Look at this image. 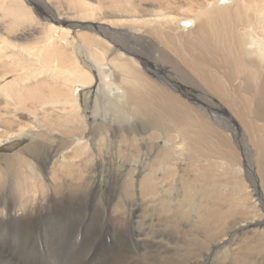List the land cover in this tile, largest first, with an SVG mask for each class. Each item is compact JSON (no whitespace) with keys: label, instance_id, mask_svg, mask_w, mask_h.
<instances>
[{"label":"bare ground","instance_id":"obj_1","mask_svg":"<svg viewBox=\"0 0 264 264\" xmlns=\"http://www.w3.org/2000/svg\"><path fill=\"white\" fill-rule=\"evenodd\" d=\"M79 1L72 3L90 15L76 21L94 17L101 35L81 33L77 44L70 28L53 22L10 38L15 27L36 18L21 0L0 7L2 16L18 19L0 30V81H6L0 85V133L16 138L13 155L0 156V264H264V0ZM108 5L118 12L96 19L93 13ZM46 8L50 20L62 18L53 6ZM158 21L195 25L193 36L172 51L211 89L200 90L202 96L221 101L256 138L258 168L248 170L254 175L243 190L234 191L230 172L222 170L234 165L233 152L208 139L218 132L200 114L153 89L136 62L107 57L103 42L120 44L116 23L143 28ZM158 33L175 41L166 28ZM157 52L178 76L169 81L189 88L188 69L170 52ZM107 65L120 75L106 78ZM98 82L122 93L129 106L119 119L113 113L118 126L94 119L98 111L78 118L79 99L89 103L91 92V102L99 104L92 90ZM41 111L44 122L32 120V129L20 121L26 112L36 118ZM139 119L143 129L136 127ZM44 130L53 141L31 137H46ZM107 131L127 135L129 147L119 142L103 153ZM46 143L48 156L37 157ZM66 149L79 155L58 156ZM103 172L107 188L98 180Z\"/></svg>","mask_w":264,"mask_h":264},{"label":"rangeland","instance_id":"obj_2","mask_svg":"<svg viewBox=\"0 0 264 264\" xmlns=\"http://www.w3.org/2000/svg\"><path fill=\"white\" fill-rule=\"evenodd\" d=\"M21 1H22L23 5L25 7L27 6V8L30 10V12L35 16L36 21L41 22V23L46 22V24L49 22H53L56 25H62L64 27L70 28L71 29V37H69V38H70L71 42H73V43L76 42L75 44H77L78 42L79 43L83 42V41H80V38H79L81 33H85V34L89 35L90 37H94V34H96L97 36L101 35V34H99L100 32L96 27L99 25V23H98L99 21L98 20L96 21L95 19H93L94 17L90 18L91 20L90 19H88V20L83 19V20H85V22L76 21V19L81 20V18H84L83 16H88L90 14L85 11V8H83L82 7L83 5H81L80 3L78 4L75 2L73 4L72 3L73 0H42V1H39V0H21ZM43 1L45 3H43ZM88 1H94L95 2L97 0H88ZM141 1L142 0H136V2H141ZM9 3H10V0H0L1 9H7L6 6ZM141 3L147 5L150 2L147 0H143ZM44 4H46V5H44ZM103 4H106V1H103ZM48 6H51V7L53 6V9L55 11H57L58 14L60 13L62 18H59V19L55 18V20H50V16L48 15L50 13H49V11L46 10L47 9L46 7H48ZM130 6H131V4H128L127 8H131ZM108 7H110V6L108 5V6L100 7L101 8V9H99L100 12L98 10H96L93 13L94 16L96 15L95 18L98 19L99 16L109 15L110 13L118 12L113 7H110V8H108ZM128 12H129V10H128ZM96 13H98V14H96ZM123 13H127V11H124ZM135 14H138V13L136 12ZM0 16H2V15L0 14ZM2 17H4V18H2ZM2 17L0 18V27H1L0 30H2V31L3 30L5 31V25L4 24L5 23L9 24L10 20H15L18 22V19H14L13 17H10L12 19L6 18L8 16H4V15ZM149 17L150 16H148L147 19ZM93 20H94V22H93ZM36 21H33V23L27 22V24H25V23L19 24L18 25L19 27H15L16 30L13 27V29L15 30L14 33H16V34H10L9 37L11 38L13 36L24 35L23 34L24 31L27 32L29 30H32V31L42 30L43 27H45L44 26L45 24L44 23L43 24H37ZM160 21L155 22L154 24H148V25L146 24V26H143V28H141L140 23H133V24H131L130 22L116 23L115 24V27H116L115 30L117 32L116 37H118L117 39H119L120 44L117 45L113 41H111L110 39H108V40H110V44L104 41L103 42L104 49L109 52L107 57H109V59H110V58L117 57V56L121 55L123 59H130V60H132V62H136L134 64V66L136 65L135 66L136 69H138V71H140L141 74L145 76V78L147 79L149 84L152 85L153 89H154V87H156L157 89L161 90L162 92H163V90H165V92L170 93L173 96H177L180 100H182L189 107H191L198 115L200 114V117H202L208 123L209 126H211L213 129H215L219 133V134L214 133V135L217 134V135H215L216 138H214V135L212 133L213 136H211L208 139L212 140V137H213L214 141H217L218 143H219V141H221L220 146H225V147H223L224 150H227V148H230L229 153L231 154L233 152L232 157L235 161L234 165L233 166H227V168H224L225 170L222 168V170H223V173L226 171L230 172V174L228 175V178L235 182L234 184H232L230 186V187L235 188L234 191L238 192L239 190H243L245 185H247V186L251 185V182H252L251 181L252 177H250V176L254 175V173L252 175H250L249 171L250 170L252 171V169H253V172H254V169H255V172H256V170H257L256 168H258L257 166H255L256 168H254V165L256 164V159H257L256 157H257V152H258L257 148H255V146L253 144V140L256 138H254V139L252 138V136L249 134V132H247V130L245 129V127L243 126V124L241 123L239 118L237 116L233 115V112L229 108L225 107L221 101L217 100L216 102L213 103L212 101L209 100V102H208V100H206L205 97L202 96V94L200 93V90H202V92H204V93L210 94L209 92L211 91V89L206 84L203 83L200 74H198L195 71L190 72V69H188L186 67V65H184L182 63V57L179 53L172 51V46L174 44H177L180 46V45H182V42L184 41L183 38L186 39L189 36L190 37L193 36V34H194L193 30H195V25L191 26V28L186 27V29H185L184 26H186V25L183 26V21L181 23L166 22V24H162V22H160ZM3 25H4V28H3ZM14 26H17V24H15ZM92 28H94V29H92ZM163 28L168 29L169 32H171V34L174 36L175 41L173 43L172 42L168 43L166 41L165 37L162 36V34L158 33V31L162 30ZM146 30H148V31H146ZM38 34H36V35H38ZM33 38L35 39L34 40L35 42L40 41L39 36H37V37L33 36ZM181 40H183V41L181 42ZM70 49H71V51H70ZM159 49H161L162 51L170 52L174 57V61L176 60V62L179 65L183 64L182 68L188 69V70H186L187 71L186 75H188V72H189V76H191L190 83H193L195 86H197L196 88L194 87L193 84L189 83L190 85H188V86H190V87L187 88L190 91L189 92L187 89L183 88V85H185V83L183 81H181V80L178 81L176 79L169 81L168 78L170 75H171L170 77H172V78H174L175 76H176L175 78H178V76L174 74L172 68L166 67V65L160 59H157V58H159L158 57L159 55L157 52V50H159ZM68 52H69V54H71L72 52H74V48L69 47ZM186 53L187 52L185 51V54ZM84 55L85 54L83 52H77V56L79 58L85 57ZM105 63H107V62H105ZM103 70L105 71L104 75L109 80L112 79V77L116 78L120 75L119 72H117V71H115V74L113 73L114 71L112 70L111 65L105 66ZM12 77H13V75H12ZM12 77L11 76L7 77L5 80H11ZM165 80H167V81H165ZM4 82H6V81H0V85L3 84ZM92 87H93L92 88L93 91L95 90L96 93L98 92L97 102L99 104L96 105V103L91 102V98L93 97V94H94L91 92L88 95V99H90L89 103L85 102V97H84V99H79L78 103L80 104V111H79L78 118L81 120H83V119L85 120L86 117H89L92 113H95V111L96 112L98 111L97 116L94 119L99 118L100 119L99 122H102L103 124H105L107 126H112V127L118 126L119 122L112 121L113 120L112 117H114V116H112L113 113L115 114V116H118L117 118L119 119L120 112L124 111V113H126L127 109L129 108V106L126 105V102H124V100H123L122 93L117 92V91H113L112 88H110V89L106 88L104 90L102 82H98L96 85H94ZM115 94H116V96H115ZM29 105L31 106L32 104L29 103ZM219 106L221 108H223V109H221L222 111H218L220 108ZM105 107L108 108V111L104 110V109H106ZM98 108H99V110H98ZM41 113H42V111L39 114H37V117L35 118L32 116V113L30 114V112H26L25 113L26 116H24L23 119L20 121L21 122L24 121L23 122L24 125L29 124L28 128L32 129V127L35 125L34 123L31 124L32 120L33 121L36 120V122H37L36 125H38V123L44 122L43 121L44 115H42ZM53 115H55V113H53ZM96 120L94 121V125L96 123ZM38 121H41V122H38ZM141 122L142 121L139 119L136 127L143 129V127L145 126V123H143V122L141 123ZM229 123L232 125L231 128L228 127V126H230ZM80 129H82V128H80ZM80 129L75 132L77 135H79V133H81L82 130H80ZM89 129H90V125L87 123V128L85 129V131L87 130V132H88ZM50 131L53 132L52 129ZM41 132H42V134L44 132V135L46 137H42L40 134L31 135V137H33V136L37 137L35 139H38L41 141H45L48 139L53 141V139H54L53 135L51 133H50L51 135H48L47 130H44ZM111 132L116 133V135L111 134ZM111 132L107 131V133H105L108 135V139H107L108 144L103 146V151H102L103 153H112L113 152V146L119 142H122V144L124 145L125 148L129 147L130 141L127 138V135L121 134V136L118 137L117 131H111ZM37 133H40V132H37ZM253 137H255V136H253ZM13 139H16V138L15 137L12 138L10 136L5 137L4 132L0 133V156L1 155H13V151L10 148V145H11L10 143L13 141ZM222 140L224 141V143ZM42 146H41V151L39 152L37 157H47L48 156L46 151L50 145L48 143H46V144H42ZM93 146L96 147V141L93 144L90 142V147L92 148ZM74 147H76V146H74ZM121 148L123 150V147H121ZM106 151H108V152H106ZM128 151H126V152H128ZM90 152H92V150H90ZM84 154H86V153H84ZM230 154H228V156H227V161H231V155ZM63 155H79V152L78 151L75 152V150L69 151L68 149H66V150H63L61 152V154L58 156H63ZM26 158H29V157H26ZM217 165H219V164H217ZM223 176L224 175L222 174V177ZM255 177H257L256 174H255ZM98 180L100 181V184L102 185L103 188H107V186L109 185L108 184V178H107V175L105 172L100 174V176L98 177ZM257 183L259 185L260 183H262V181L258 180Z\"/></svg>","mask_w":264,"mask_h":264}]
</instances>
